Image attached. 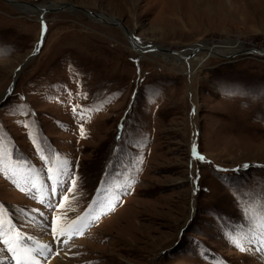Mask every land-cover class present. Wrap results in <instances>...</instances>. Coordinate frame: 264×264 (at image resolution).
I'll return each mask as SVG.
<instances>
[{
  "label": "rangeland",
  "instance_id": "rangeland-1",
  "mask_svg": "<svg viewBox=\"0 0 264 264\" xmlns=\"http://www.w3.org/2000/svg\"><path fill=\"white\" fill-rule=\"evenodd\" d=\"M15 1L0 0V264L19 263L11 226L58 248L41 264H264V56L209 55L190 76L191 55L53 10L176 52L263 50L264 0ZM54 188L68 199L50 225ZM75 211L89 227L60 247Z\"/></svg>",
  "mask_w": 264,
  "mask_h": 264
},
{
  "label": "bare ground",
  "instance_id": "bare-ground-1",
  "mask_svg": "<svg viewBox=\"0 0 264 264\" xmlns=\"http://www.w3.org/2000/svg\"><path fill=\"white\" fill-rule=\"evenodd\" d=\"M18 5L19 6H23L25 8H28L27 10H33L28 5H22V4H18ZM40 6L41 7H39V8L37 7V9H34V11H36V13L38 12L39 17L42 20V19H44V15H45L42 12H44V10H45L44 8H46L48 6V4H42ZM42 7H44V8H42ZM130 33L133 35V32L130 31ZM131 40H132V43L131 44H132L133 48H137L140 51H144V52H146V50H147V52L160 51V52H153V55H160L161 52L162 53L166 52L164 50H159V49H156V48H155V50H153L151 48V46H149V45L148 46H145V44L138 43L137 41H134L132 38H131ZM237 43H239V42H237ZM207 48H208V50H207ZM229 48H230L229 46H221V45H219V43L215 44L213 42H209L208 41V43L203 42V44H197V45H194L193 47H187L184 50H182L181 52H173L172 51V52H169V53L168 52L167 53H164V57L167 60H169L170 59L169 57L171 56L172 58H174V61H171V62L172 63H175V64L178 63L181 66V64H182L181 61H183L182 59L191 55V58H189L188 61L185 60V63H183L184 64V67H185V69L183 71L185 73H187L188 75L192 76L196 72L195 70H196V68L198 66H199V68L203 66V62L207 59V57H209V55H215L216 54V55H220L221 57H226V56H234L235 54H241V55L257 54V55H260V56H264V49L262 50L260 48L258 49V48H255V47H252V48H249L248 47V49H247V48H244L242 46L241 47L240 46H237L236 48L233 47L234 49H229ZM222 50H225V51H222ZM237 50H239V52H236ZM195 51H206V52H204V53L203 52H200V53L194 54ZM185 52H187L188 54H184ZM229 53H234V54H229ZM175 54H177V55H175ZM179 54H182V56L181 57L178 56ZM192 54H194V55H192ZM28 59L29 58L25 59V61L23 63H25ZM180 69H182V68H180ZM55 221H57V220H55ZM75 228H79V226H75L74 224L72 226L71 225H67L66 227H64L63 229H61L60 232L58 231L59 233H57L56 236L60 240V247L66 246V243H61V240L67 239V242L70 241V240H72V238H73V235L72 234H73V231H74ZM60 233H64L65 235H59ZM68 237H71V238L68 239ZM20 240H21V238L15 239L14 249H15V251L18 250V251L24 253V251H22L21 250V247H20V243H21ZM45 245H47V247H45ZM27 248L28 249H31V252L30 253L32 255L34 253L38 254V257H37L38 260H39L38 262H41L42 260H44L43 259L44 258V255L47 252H49V254L51 252H56V251L53 250V248L50 251L49 245L44 240H40V241H37V242L35 241V246H27ZM66 252H67L66 250L64 252H61L60 253V256H62V257L65 256L66 255ZM56 262L57 261H55V263ZM63 264H73V262L71 260H66V262H64Z\"/></svg>",
  "mask_w": 264,
  "mask_h": 264
},
{
  "label": "water",
  "instance_id": "water-1",
  "mask_svg": "<svg viewBox=\"0 0 264 264\" xmlns=\"http://www.w3.org/2000/svg\"><path fill=\"white\" fill-rule=\"evenodd\" d=\"M8 2H16L15 0H6ZM26 5L28 6H33L35 8H39V6L35 5V4H30V3H26ZM48 7L44 8L46 11ZM81 10V11H84L85 13L87 14H90L92 16H95L97 17L98 19H100L102 22H105V23H108V24H112V25H117V26H120L126 33L127 36H129V38H132V34L130 33V30L128 29V27L119 19H116V18H113V17H108V16H105V15H102V14H99V13H95V12H92L91 10L89 9H86V8H83V7H79L77 5H74V4H64V5H57L53 8V10L55 11H62V10ZM135 41V40H134ZM40 45V44H39ZM151 46L152 49H159V50H165V51H169V52H176V50H170L169 48H161L160 46L156 45V44H151L149 45ZM249 48H252V47H249ZM38 49V47L36 48V50ZM248 49V48H247ZM259 49V48H258ZM34 53V52H33ZM227 57H231V56H227ZM14 83V81L12 82ZM14 89V84H13V87H12V90ZM10 93V91H9ZM8 95V94H7ZM194 214H195V210H194ZM193 214V216H194ZM192 216V217H193Z\"/></svg>",
  "mask_w": 264,
  "mask_h": 264
},
{
  "label": "snow or ice",
  "instance_id": "snow-or-ice-1",
  "mask_svg": "<svg viewBox=\"0 0 264 264\" xmlns=\"http://www.w3.org/2000/svg\"><path fill=\"white\" fill-rule=\"evenodd\" d=\"M37 51H39V48L37 49ZM193 155L195 156V148H193ZM200 159H203V157H200ZM75 183V182H73ZM53 192H56L57 189H52ZM63 199L67 200L68 198L67 197H64ZM61 208L64 207L63 204L60 205ZM53 232L56 233V229H53ZM78 234H82V228H76L74 231H73V235H78ZM59 235H65L64 233H60ZM55 238V237H54ZM71 237H68V239H70ZM5 243H8L7 240H5ZM61 243H67V239L65 240H61ZM45 247H47V245H45ZM10 251H14L15 249L14 248H9ZM27 252H31V249H28L26 250Z\"/></svg>",
  "mask_w": 264,
  "mask_h": 264
}]
</instances>
